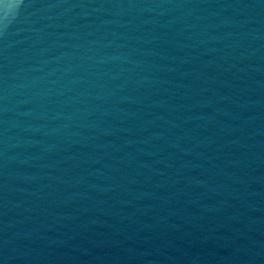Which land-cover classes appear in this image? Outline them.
I'll return each mask as SVG.
<instances>
[{
    "label": "water",
    "instance_id": "1",
    "mask_svg": "<svg viewBox=\"0 0 264 264\" xmlns=\"http://www.w3.org/2000/svg\"><path fill=\"white\" fill-rule=\"evenodd\" d=\"M0 264H264V0H0Z\"/></svg>",
    "mask_w": 264,
    "mask_h": 264
}]
</instances>
